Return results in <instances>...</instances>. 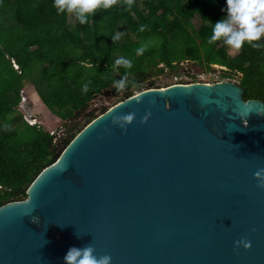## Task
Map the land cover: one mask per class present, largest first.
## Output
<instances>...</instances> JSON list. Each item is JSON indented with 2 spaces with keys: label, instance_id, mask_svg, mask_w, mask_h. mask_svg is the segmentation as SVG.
Returning a JSON list of instances; mask_svg holds the SVG:
<instances>
[{
  "label": "water",
  "instance_id": "obj_1",
  "mask_svg": "<svg viewBox=\"0 0 264 264\" xmlns=\"http://www.w3.org/2000/svg\"><path fill=\"white\" fill-rule=\"evenodd\" d=\"M244 96L178 84L110 108L0 208V264H65L89 245L111 264H264V101Z\"/></svg>",
  "mask_w": 264,
  "mask_h": 264
},
{
  "label": "trees",
  "instance_id": "obj_2",
  "mask_svg": "<svg viewBox=\"0 0 264 264\" xmlns=\"http://www.w3.org/2000/svg\"><path fill=\"white\" fill-rule=\"evenodd\" d=\"M224 5L225 0H131L130 5L129 0H116L85 24L72 15V25L71 14H58L53 0H0V208L25 201L40 174L110 109L93 107V101L105 90L118 96L112 81L126 71L124 100L132 97L133 82L140 88L188 61L205 71L224 67L226 77L240 75L245 99L264 101V47L245 43L232 56L222 41L207 42ZM116 31L121 37L113 42L110 37ZM141 45L145 50L137 54ZM120 56L132 61L131 68L117 66L113 72L112 61ZM85 82L86 93L81 91ZM29 86L32 90L26 94ZM33 93L58 125L52 128L42 121L31 126L25 121L21 103L24 94ZM64 124L70 128L61 136Z\"/></svg>",
  "mask_w": 264,
  "mask_h": 264
},
{
  "label": "clouds",
  "instance_id": "obj_3",
  "mask_svg": "<svg viewBox=\"0 0 264 264\" xmlns=\"http://www.w3.org/2000/svg\"><path fill=\"white\" fill-rule=\"evenodd\" d=\"M116 0H53V6L58 14H71L80 24H85L93 17L98 9H109ZM131 0H129V5ZM224 15L213 24L211 35L208 37V43L220 40L224 45L229 46L231 50H239L247 43L253 48L264 47V0H225L222 8ZM207 19V18H206ZM144 29V25L140 26ZM121 32L116 31L110 38L113 42L119 40ZM145 46L141 45L135 49L137 54L143 53ZM132 61L129 58L120 56L112 61V71L118 70L117 66H123L125 69L131 68ZM127 71L119 79H113L112 83L117 91L123 90L128 84ZM133 82L131 87H136ZM89 90V83L82 85L81 91L86 93ZM139 95V93H138ZM150 113L143 117L147 121ZM135 119V113L128 112L118 114L113 117L112 123L120 128L130 125ZM37 123H34L35 125ZM30 125V123H29ZM31 125V126H33ZM264 187V184L261 185ZM245 248H250V242L242 240ZM94 248L89 245L86 247L71 246L64 255L65 264H111V257L103 255L97 257L94 254Z\"/></svg>",
  "mask_w": 264,
  "mask_h": 264
},
{
  "label": "rangeland",
  "instance_id": "obj_4",
  "mask_svg": "<svg viewBox=\"0 0 264 264\" xmlns=\"http://www.w3.org/2000/svg\"><path fill=\"white\" fill-rule=\"evenodd\" d=\"M196 24L199 25V20L197 19ZM70 23L74 25L75 21L73 19V16H70ZM228 53L232 56H235L238 54V50H231L228 46ZM225 70L224 67L214 65L212 69L206 70L203 68H200L198 65L192 63V62H183L180 64L178 68L175 70H169L166 69L163 74H160L159 76H155L147 80L146 82L142 83L140 88L132 87L129 91L131 92L132 96L137 95L138 93H141L148 89H165L173 85L178 84H186L189 81H197L200 83L205 84H215L220 83L224 81H231L235 83H239L240 81V75H237L235 78H232L231 76L226 77L224 75L223 71ZM154 82L155 85H150V82ZM30 86L26 89L25 93L29 94ZM112 90H105L101 94L97 96V98L93 101V107H103L108 106L112 108L116 104L124 101V95L125 90H120L118 96L112 95ZM41 104L44 105L37 94H33L31 96H26L24 94L23 101L21 103V109L23 111L25 121L28 123H37L38 125L42 124V121L50 126L55 127V124L57 122L52 118L50 111L43 106V108H39L38 105ZM47 119V120H46ZM54 123V124H53ZM72 123H68L67 125L71 126ZM84 127V125L81 126V128ZM70 127H66V125L61 126V131H63V134L61 136H65L64 132L69 130ZM59 132V131H58ZM60 133V132H59ZM57 142L59 140L57 139Z\"/></svg>",
  "mask_w": 264,
  "mask_h": 264
},
{
  "label": "built area",
  "instance_id": "obj_5",
  "mask_svg": "<svg viewBox=\"0 0 264 264\" xmlns=\"http://www.w3.org/2000/svg\"><path fill=\"white\" fill-rule=\"evenodd\" d=\"M195 83H200V82H197V81H189L188 83H186V84H181V85H188V84H195ZM35 123H36V122H35ZM33 124H34V123H31V122H30V125H33ZM57 133H58L57 131H52L51 134L56 136Z\"/></svg>",
  "mask_w": 264,
  "mask_h": 264
},
{
  "label": "crops",
  "instance_id": "obj_6",
  "mask_svg": "<svg viewBox=\"0 0 264 264\" xmlns=\"http://www.w3.org/2000/svg\"><path fill=\"white\" fill-rule=\"evenodd\" d=\"M33 94H37V93H33ZM33 94H32V95H33ZM37 96H38V94H37ZM38 97H39V96H38ZM39 99H40V97H39ZM40 100H41V99H40ZM41 102H42V101H41ZM42 103H43V102H42ZM43 104H44V103H43ZM43 106H45V104H44V105L41 104V107H40V105H38L39 108H43ZM45 107H46V106H45ZM46 108H47V107H46ZM47 109H48V108H47ZM48 110H49V109H48ZM49 111H50V110H49ZM50 113H51V112H50Z\"/></svg>",
  "mask_w": 264,
  "mask_h": 264
}]
</instances>
